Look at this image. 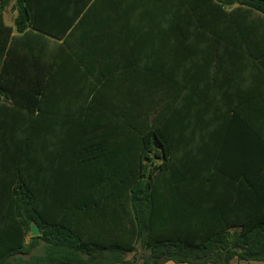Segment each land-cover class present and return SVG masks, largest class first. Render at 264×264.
I'll use <instances>...</instances> for the list:
<instances>
[{
    "label": "trees",
    "instance_id": "16d2710c",
    "mask_svg": "<svg viewBox=\"0 0 264 264\" xmlns=\"http://www.w3.org/2000/svg\"><path fill=\"white\" fill-rule=\"evenodd\" d=\"M87 5L69 18L60 3L62 15L52 18L53 2L16 0L10 26L4 12L11 0H0V93L10 109L0 110V213L15 224L2 262L15 264L23 253L30 256L23 264H32L42 242L54 252L40 259L46 264L264 261V110H218L217 125L207 117L205 129L182 132L159 114L121 110L119 122L129 128L117 131L119 142L132 145L118 156L107 152L111 137L98 129L97 110H34L33 97L60 85L54 79L65 63L84 68L94 58L89 44L81 56L71 44L93 21L81 16ZM121 8L122 45L144 11L156 32L167 25L185 44L195 35L185 49L195 65L186 68L202 81L222 84L227 64L240 61L264 77V0H133ZM112 21L103 20L106 59ZM32 223L40 236H30ZM139 245L147 256L126 260Z\"/></svg>",
    "mask_w": 264,
    "mask_h": 264
},
{
    "label": "crops",
    "instance_id": "0c3cea01",
    "mask_svg": "<svg viewBox=\"0 0 264 264\" xmlns=\"http://www.w3.org/2000/svg\"><path fill=\"white\" fill-rule=\"evenodd\" d=\"M15 1L11 0V6L4 12L5 23L10 26L14 25L17 15V11L13 9ZM48 1L56 6L49 14L52 18L62 15V12L57 11V5L60 3H64V17L69 18L76 16L79 5L89 4L81 16L90 15V20L93 21H86L77 30L71 44L80 56L88 49L89 44L94 58L86 61L84 68L73 60L65 63L64 74L54 79V82L60 85H49L45 98L33 97L34 110H97L98 129L106 133L108 138L111 137L108 140V146H111L108 153L118 156L122 145L131 148L130 140H127V144H120L117 135L121 127L129 128V123L127 126H121L119 122L123 111L130 116L135 114V111L142 110L145 118H153L159 114L163 124L169 121V129L182 132L194 130L198 125L205 129L207 117L210 125H217L218 110H264V77L258 72L254 74L247 62H228L230 69L225 72L222 84L211 79L202 81L194 74L193 69L186 68H193L195 65V61L185 59V49L187 46L193 47L195 35H189L185 44V36L181 34L179 40H176L170 36L167 25L160 23L156 32V27L153 29L142 19L144 11L141 15L140 12L135 13V19L129 23L132 32L127 43L122 45L119 21L123 15L121 4L133 0ZM95 2H98L95 9L88 11ZM7 15H10L9 22ZM158 16L168 18L172 17V14L160 12ZM105 18L113 19L111 25L116 32L112 40L111 59H106L107 56L100 47L105 39ZM37 98L42 99L40 109ZM0 103L3 104L0 110H10L1 93ZM116 118L118 122H115ZM90 127L91 125L84 124L82 128ZM14 227V222H10L9 226L6 215L0 213V264H8V261L2 260L3 254H7L9 250L7 242L13 235ZM137 253L144 254L142 259L147 256V250L139 245L137 250L127 254L125 259H139ZM47 254L54 252H47L42 242L32 252V264H46L40 259ZM29 257L17 253L13 262L23 264ZM81 257L90 258L85 254ZM170 263L171 261L164 264ZM232 264H264V261L234 260Z\"/></svg>",
    "mask_w": 264,
    "mask_h": 264
},
{
    "label": "water",
    "instance_id": "95a60500",
    "mask_svg": "<svg viewBox=\"0 0 264 264\" xmlns=\"http://www.w3.org/2000/svg\"><path fill=\"white\" fill-rule=\"evenodd\" d=\"M41 231L39 226L36 223H32L31 224V232H30V236L31 237H36V236H40Z\"/></svg>",
    "mask_w": 264,
    "mask_h": 264
},
{
    "label": "rangeland",
    "instance_id": "374dc122",
    "mask_svg": "<svg viewBox=\"0 0 264 264\" xmlns=\"http://www.w3.org/2000/svg\"><path fill=\"white\" fill-rule=\"evenodd\" d=\"M7 20H8V22L11 21V20H10V15H9V17H8V15H7ZM143 255H144V254H142V253H137L136 256H137L139 259H137V258H136V259H137L138 261H142L141 259H142V256H143ZM170 264H176V263L171 262Z\"/></svg>",
    "mask_w": 264,
    "mask_h": 264
}]
</instances>
